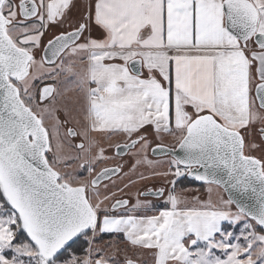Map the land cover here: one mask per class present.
<instances>
[{"label":"snow or ice","instance_id":"6c2138e0","mask_svg":"<svg viewBox=\"0 0 264 264\" xmlns=\"http://www.w3.org/2000/svg\"><path fill=\"white\" fill-rule=\"evenodd\" d=\"M62 74L83 94L79 128L56 116ZM113 136L134 162L97 171ZM141 166L172 177L141 193L166 197L156 214L108 203L105 181ZM189 177L206 200L177 192ZM104 234L153 264H264V0H0V264H138Z\"/></svg>","mask_w":264,"mask_h":264},{"label":"rangeland","instance_id":"374dc122","mask_svg":"<svg viewBox=\"0 0 264 264\" xmlns=\"http://www.w3.org/2000/svg\"><path fill=\"white\" fill-rule=\"evenodd\" d=\"M82 3L86 4L88 2V0H81ZM47 38H45L46 41ZM80 67H82L81 65H77V70L80 69ZM57 84V88L62 92L66 94L63 96V98L59 101V104L61 105V110H58L56 112V116L59 117V119L61 121H64L66 119L64 111L62 110L63 106H66L70 112L71 115L75 118V119H79L80 120V125H75L73 123L74 127L79 128L80 126L84 125L85 121L83 119V106H84V98H83V94L80 92V90L75 86L74 83V78L71 76H64L63 74L58 78V81L56 82ZM66 89H70L68 91H66ZM79 109V110H78ZM54 121L48 120L47 123L51 124ZM95 135V134H94ZM98 137V136H97ZM99 138V137H98ZM118 137H112L111 141H105L104 142V146L106 147V149L108 150L110 156L112 157L106 164H101L99 166V168L97 169V171H99L100 169H102L103 167H113L116 164L120 163L121 161L124 162L125 164V171H128V165L132 164L134 161L131 158V154H127L125 156V158L123 159H119L117 157H115L112 154V151L115 149V144L117 142L120 143V141L124 142V138H119ZM81 140V138L77 137V139L75 141H73L74 143H79ZM165 140V137H163V141ZM175 140H172V142ZM169 143H171V140H169ZM164 145L170 147V146H174L176 144V141L171 143V144H166L165 142H163ZM109 145H111V147H109ZM148 158L155 161L156 165L155 168L156 170L159 171H164L167 169V162L168 160H170V158H158V159H154L152 157H150V151L147 153ZM68 171H73V169H68ZM153 169L149 168L147 166H141L138 168V170L134 173L130 172L128 177L124 178V181H120L117 180L116 185L113 186L111 185L110 182L109 183V189L108 191L111 192L113 190H116V196L110 200L108 203H114L115 200L117 199H128L129 200V208H131L132 204H134L136 202L137 199L140 200H145L149 202V206L151 207V211L148 212L147 214H154V210H159L158 208L160 206L164 205V199H166V197L164 199H159L156 201H153L151 199H146L141 197V193L143 191H145L147 188H154L155 187H159L161 185H164L166 188L169 186L168 182L172 179L171 176L165 178L162 176H154L152 175ZM143 173L144 175L149 176V179H140V174ZM75 174L78 176H82L84 178H88L90 179V177L87 176L86 172H83L79 169L75 170ZM129 180L131 182H129ZM125 182H129V186L127 188L124 187V183ZM118 189H123L122 191H119ZM187 189H191V191H181V189H177V192L184 198H187L188 200V204L191 205L193 203L192 201V196L193 195H198L199 193H202L200 189L198 188H187ZM199 191H196V190ZM204 189V188H203ZM202 189V190H203ZM206 189V186H205ZM101 191H105L103 188H101ZM221 190H214L213 193V199H215V197L217 198V196L219 195H223V192ZM222 193V194H221ZM199 196V195H198ZM124 211V210H122ZM138 215L140 213H137ZM101 236L97 237L98 240V245L101 248H105L107 249V245L110 242H114L117 246L118 249H127V255L131 256L133 259H137V257H139L138 259V264H153V257H152V252L151 250H147V249H142L140 250V252L137 251H133L130 248H127L125 244H123L122 240L118 237V236H113L110 239H101L99 240ZM108 250V254L111 255L112 250L111 249H107ZM116 259L118 260H123V254L121 252H117L116 254ZM259 264V262H258Z\"/></svg>","mask_w":264,"mask_h":264},{"label":"crops","instance_id":"0c3cea01","mask_svg":"<svg viewBox=\"0 0 264 264\" xmlns=\"http://www.w3.org/2000/svg\"><path fill=\"white\" fill-rule=\"evenodd\" d=\"M93 35H99V33H98V32H94ZM141 71H142L143 73H145V74H146V72H147L146 69H141ZM256 126L259 127L260 124L257 123ZM95 135L98 136V137H100L102 134H95ZM114 137H115V136H114ZM116 137H118L117 139H119V138H123V137H120V136H116ZM163 137H165V140H164L163 142H165L166 144H167V143H168V144H171V143L175 142V141L172 142V140H174V138H173L172 136H169V135H166V134H165ZM169 140H171V143H169ZM124 142H125V141H124ZM124 142L120 141L121 144H123ZM220 192H221V191H220ZM221 194H222V193H221ZM198 195L200 196L201 200H206V199L208 198V192L206 191L205 187H204V189H203V192H202V193H199ZM223 195H224V194H223ZM217 197H218V196H217ZM215 199H216V197H215ZM161 210H163V209H161ZM156 211H157V210H155L154 214H156ZM104 235H106V234H104ZM119 235L123 237V234H119ZM122 242H123V244L126 245L127 248H130V249H132L133 251L140 252V250H142V248H132V247L128 244V242L125 240L124 237H123Z\"/></svg>","mask_w":264,"mask_h":264},{"label":"trees","instance_id":"16d2710c","mask_svg":"<svg viewBox=\"0 0 264 264\" xmlns=\"http://www.w3.org/2000/svg\"><path fill=\"white\" fill-rule=\"evenodd\" d=\"M185 189V188H198V189H200L201 190V192H203V188L204 187H202L201 185H198V184H196V183H194V182H191V181H188L187 179H185V180H183L181 183H179L178 185H177V189ZM159 210H161V209H163V206H160L159 208H158ZM114 235L113 234H106V235H102L100 238H99V240H101V239H110V238H112ZM118 237L121 239V240H123V237L122 236H120V235H118ZM78 245L79 246H84L85 245V241L83 240V239H80L79 241H78Z\"/></svg>","mask_w":264,"mask_h":264},{"label":"water","instance_id":"95a60500","mask_svg":"<svg viewBox=\"0 0 264 264\" xmlns=\"http://www.w3.org/2000/svg\"><path fill=\"white\" fill-rule=\"evenodd\" d=\"M176 150L179 151L178 146H176ZM114 155L116 156V150H114ZM125 156H126V155H124L123 157H125ZM150 157H152V158H154V159H158V158H170V157H165V156H163V155H161V154L153 155L151 151H150ZM119 158H121V157H119ZM187 180H188V181H191V182H194V183H196V184H198V185H201V182H199V181H195V180H193L191 177L187 178ZM105 182H108V181H105ZM221 191H222V190H221ZM223 194H224V196H226L225 193H223Z\"/></svg>","mask_w":264,"mask_h":264},{"label":"flooded vegetation","instance_id":"af4514ba","mask_svg":"<svg viewBox=\"0 0 264 264\" xmlns=\"http://www.w3.org/2000/svg\"><path fill=\"white\" fill-rule=\"evenodd\" d=\"M77 139V138H76ZM75 139V140H76ZM74 140V141H75ZM175 147L177 146L176 144L174 145ZM170 147H173V146H170ZM115 150V149H114ZM114 150L112 151V154L114 155ZM115 156V155H114ZM116 157V156H115ZM117 158H119V157H117ZM123 158H125V157H121V158H119V159H123ZM105 183H107V182H105ZM160 187V186H159ZM158 186L157 187H155L156 189H158L159 188ZM150 189H152V190H155L153 187L152 188H147L145 191H143L142 193H148V191L150 190ZM141 197H143V198H146V199H151V200H153V201H156V200H159V199H156V198H154L153 196H151V195H142L141 194ZM123 209H120L119 211H122ZM155 211V210H154Z\"/></svg>","mask_w":264,"mask_h":264}]
</instances>
